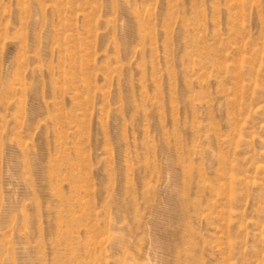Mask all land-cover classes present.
<instances>
[{"label": "rangeland", "instance_id": "374dc122", "mask_svg": "<svg viewBox=\"0 0 264 264\" xmlns=\"http://www.w3.org/2000/svg\"><path fill=\"white\" fill-rule=\"evenodd\" d=\"M0 264H264V0H0Z\"/></svg>", "mask_w": 264, "mask_h": 264}]
</instances>
